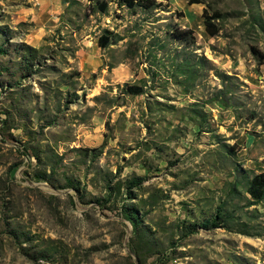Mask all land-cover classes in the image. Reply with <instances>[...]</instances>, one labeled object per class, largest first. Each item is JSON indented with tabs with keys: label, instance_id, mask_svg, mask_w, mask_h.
Wrapping results in <instances>:
<instances>
[{
	"label": "rangeland",
	"instance_id": "rangeland-1",
	"mask_svg": "<svg viewBox=\"0 0 264 264\" xmlns=\"http://www.w3.org/2000/svg\"><path fill=\"white\" fill-rule=\"evenodd\" d=\"M106 1L0 0V264H264V0Z\"/></svg>",
	"mask_w": 264,
	"mask_h": 264
},
{
	"label": "trees",
	"instance_id": "trees-1",
	"mask_svg": "<svg viewBox=\"0 0 264 264\" xmlns=\"http://www.w3.org/2000/svg\"><path fill=\"white\" fill-rule=\"evenodd\" d=\"M91 4L93 5V0H90ZM194 3V2H192ZM190 2V4H192ZM116 4L118 7H127L128 9L134 8H142V9H151L156 6L155 0H116ZM109 2L106 0L96 1L94 3L93 11L99 13H106L108 11ZM205 27L206 31L210 35L216 34V29L214 25L209 21L205 20ZM190 31H180L175 35L176 38L180 40H187L189 39ZM109 43L108 38H101L100 40V47L105 48ZM132 93H135L134 89L131 88ZM248 195L256 202L264 201V173H260L255 175L249 185L247 190Z\"/></svg>",
	"mask_w": 264,
	"mask_h": 264
}]
</instances>
